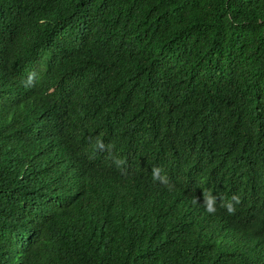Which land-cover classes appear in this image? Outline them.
<instances>
[{
    "label": "trees",
    "instance_id": "16d2710c",
    "mask_svg": "<svg viewBox=\"0 0 264 264\" xmlns=\"http://www.w3.org/2000/svg\"><path fill=\"white\" fill-rule=\"evenodd\" d=\"M0 264H264V0H0Z\"/></svg>",
    "mask_w": 264,
    "mask_h": 264
},
{
    "label": "clouds",
    "instance_id": "9594fccd",
    "mask_svg": "<svg viewBox=\"0 0 264 264\" xmlns=\"http://www.w3.org/2000/svg\"><path fill=\"white\" fill-rule=\"evenodd\" d=\"M238 202V201H237ZM225 207L227 208V210L231 213L234 211V207L232 206V204L229 202L227 204H225ZM206 211H208L209 213H214L215 212V208L213 207L212 201L209 200L207 202L206 205Z\"/></svg>",
    "mask_w": 264,
    "mask_h": 264
}]
</instances>
